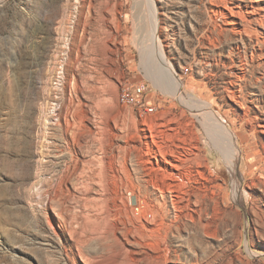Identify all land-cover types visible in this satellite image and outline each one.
<instances>
[{"label":"rangeland","instance_id":"1","mask_svg":"<svg viewBox=\"0 0 264 264\" xmlns=\"http://www.w3.org/2000/svg\"><path fill=\"white\" fill-rule=\"evenodd\" d=\"M153 1L0 0V264H264V0Z\"/></svg>","mask_w":264,"mask_h":264},{"label":"bare ground","instance_id":"2","mask_svg":"<svg viewBox=\"0 0 264 264\" xmlns=\"http://www.w3.org/2000/svg\"><path fill=\"white\" fill-rule=\"evenodd\" d=\"M146 2V1H145ZM147 2H149L150 4H151V10H152V12L150 11V13H152L151 15L153 16L152 17V22L153 23H151V21H150V23L152 24H150L151 26H152V31H151V37H150V43L148 44V45H146L144 48H143V50H142V52H143V56L146 58V59H148L149 57L151 58L153 55H154V57H155V59H157L158 60V62H160V64L161 65H163L164 67H165V69H161L160 67H158L159 68V71L157 70V72H160V73H158V74H160L161 75V73L163 74L164 73V70L167 72V73H165L166 75L167 74H169L170 76H171V80H172V86L174 87V88H176L177 90H179V86L181 85V81H180V79L176 76V74H175V70L173 69V67L171 66V64L166 60V58H165V54H164V51H163V48H162V46H161V43H160V38H159V19H158V16H157V11H156V6H153L154 5V1L153 0H147ZM225 2V1H224ZM251 2V1H250ZM149 4V5H150ZM253 4V3H252ZM260 4V3H259ZM254 5V4H253ZM148 6V5H147ZM250 6H251V4H250ZM259 6V5H258ZM261 6V5H260ZM254 8H255V5H254ZM148 10H150V9H148ZM246 10V9H245ZM261 10V9H260ZM259 10V14H260V11ZM241 11V10H240ZM243 11V10H242ZM242 11H241V13H242ZM252 11V10H251ZM245 12H248V11H245ZM250 12V11H249ZM252 13H253V15H254V12L252 11ZM224 14H228L229 15V20H228V23L232 26V25H234L235 24V29L237 28V30H240V26H241V21H242V18H240L239 16H238V14H235L234 15V13H232V12H230V13H224ZM244 14V13H243ZM251 15V14H250ZM250 15H248V16H250ZM150 16V15H149ZM150 18V17H149ZM211 19V18H210ZM209 20V19H208ZM240 20V21H239ZM240 22V23H239ZM243 22V21H242ZM260 22V21H259ZM148 25V24H147ZM225 25V24H224ZM243 26V25H242ZM141 28V27H140ZM213 28V27H212ZM219 28V27H218ZM242 28V27H241ZM215 29V28H214ZM243 29V28H242ZM236 31V30H235ZM242 33V32H241ZM262 34V33H261ZM258 38V37H257ZM146 44V43H145ZM154 44V45H153ZM153 45V46H152ZM151 53H154L153 55L151 54ZM142 55V54H141ZM252 55V54H251ZM149 58V59H150ZM148 59V60H149ZM155 61V60H154ZM146 63V62H145ZM149 67H150V65H148ZM152 69H153V67H152ZM151 69V70H152ZM160 77V76H159ZM162 78V77H161ZM166 78H168V77H166ZM160 80V79H159ZM165 81V80H164ZM170 81V80H169ZM171 82V81H170ZM169 82V83H170ZM170 85H171V83H170ZM169 88H170V86H169ZM197 104H198V102H197ZM202 104V103H201ZM201 104H200V107H201ZM202 105H204V104H202ZM209 106V105H208ZM202 108H203V106H202ZM201 108V109H202ZM204 108H206V107H204ZM210 111V110H209ZM203 112V111H202ZM207 113V112H206ZM209 113H211V112H209ZM211 115H212V113H211ZM210 116V115H209ZM215 119H216V121H217V117H216V115L214 116V114L212 115ZM212 116H210L211 118H212ZM244 116V115H243ZM214 118L212 119V120H214ZM208 119V118H207ZM219 120V119H218ZM209 121V120H208ZM218 122V125L219 126H216V127H220L221 128V134L223 135L222 137H223V141L224 142H222V141H220L218 144H217V142H216V144L218 145V146H220V150L219 151H221V153H222V155L224 156V158H225V160L227 161V163L228 164H230L232 167L233 166H236L237 165V163H238V160H239V155H240V150H239V148H238V146H237V138H236V135H235V133L232 131V130H230L227 126H225L222 122H220V121H217ZM217 122H215V123H217ZM208 123V122H207ZM210 123H211V119H210ZM209 123V124H210ZM212 123H213V121H212ZM214 123V124H215ZM215 125H217V124H215ZM263 126V125H262ZM215 129V128H214ZM217 132V131H216ZM218 132H220V131H218ZM220 135V134H219ZM217 136V135H216ZM218 137V136H217ZM216 137V138H217ZM218 139H219V137H218ZM222 140V139H221ZM175 141V140H174ZM231 168V167H230ZM231 170V169H230ZM196 172V171H195ZM199 174V173H198ZM203 174V173H202ZM200 175V174H199ZM235 176V175H234ZM200 177H201V175H200ZM203 177V176H202ZM236 177V176H235ZM199 178V177H198ZM240 185H241V181H240V177L238 176L237 177V179H236V181H235V188H234V194L235 195H241V191H240ZM181 188H182V186L181 185H178V186H176V189H174V193H173V197H171V201H170V204H171V207H172V210H173V218H172V220H170L169 222H166L165 221V217H164V215H160V217H161V222H162V224L163 225H165V232H166V234L163 236V240L165 241L166 239H167V235H168V232L170 231V229H171V227L174 225L175 227H177L178 229L179 228H182L181 226H184L185 224H189V223H191V224H194V223H196L195 221H197L198 222V220H199V222H201V212H202V210L204 209L205 210V207L208 205H206L205 207H204V201L202 200V202L203 203H201V200L200 199H202V198H204V193L201 195V194H199L202 190H200V192L198 193V194H196V192H198L199 190H197L196 192H195V198L197 199V204H199L198 203V201L200 200V204H199V211H200V213L199 214H197V216H195V213H197V212H195V211H192L191 212V214H188L187 216H186V220L185 221H182V214L178 211V204H179V201H180V199H182L183 197L180 195L181 194ZM201 189V188H200ZM114 190V189H113ZM195 191V190H194ZM212 191V190H211ZM193 192L191 191V192H186V204L189 206V207H191V197L193 196V194H192ZM208 197V196H207ZM206 197V198H207ZM209 197H210V195H209ZM193 198H194V196H193ZM194 198V199H195ZM211 198V197H210ZM205 199V198H204ZM155 200L157 201V203L159 204L158 205V209L159 210H156L155 211V214H160V213H162L161 211H164V212H166V210H167V208H166V202H165V199L163 198V195L162 194H160V195H158V196H155ZM210 200V199H209ZM114 201H116V200H114ZM194 201V200H193ZM196 203V202H195ZM161 205V206H160ZM165 208H166V210H165ZM193 210V209H192ZM167 213V212H166ZM198 219V220H197ZM196 225V224H195ZM195 225H193V226H195ZM186 226V225H185ZM173 228V227H172ZM156 246H157V248L159 249V250H163V251H166L167 250V246H165V247H162L160 244H156Z\"/></svg>","mask_w":264,"mask_h":264},{"label":"built area","instance_id":"3","mask_svg":"<svg viewBox=\"0 0 264 264\" xmlns=\"http://www.w3.org/2000/svg\"><path fill=\"white\" fill-rule=\"evenodd\" d=\"M60 79L57 78L59 84ZM56 82V84H57ZM144 87L139 85L135 88L134 92H131L128 88L123 89L119 94V102L124 105H134L140 102L138 96L143 94Z\"/></svg>","mask_w":264,"mask_h":264}]
</instances>
